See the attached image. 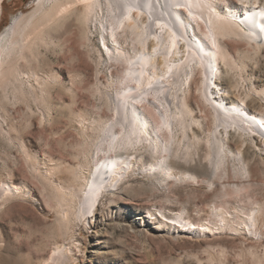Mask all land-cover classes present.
Instances as JSON below:
<instances>
[{"label": "rangeland", "instance_id": "obj_1", "mask_svg": "<svg viewBox=\"0 0 264 264\" xmlns=\"http://www.w3.org/2000/svg\"><path fill=\"white\" fill-rule=\"evenodd\" d=\"M4 1L0 4V42L7 36L16 17L22 13L30 14L36 7L35 0H6V6ZM218 8L225 11L220 4ZM76 14L48 27V35L53 41L50 44L39 43L35 46L36 56L28 51L29 59L20 61L31 76L33 69L43 78L42 85L44 80L47 81L48 89L43 97L42 85L33 77L29 79L28 75H22L19 77L21 81L14 85H33L40 96L39 102L28 96L16 100L12 91L14 86L6 90L0 85V127L3 128H0L3 130L0 131V185L11 182L23 191L0 200V264H47L58 247L66 246L70 250V259H66L64 264H264V235L256 236L247 228L239 233L216 229L214 233L188 234L185 233L188 230L183 228L177 231L172 222H166L157 214L164 207L167 213L169 210L183 212L186 218L201 219L206 221L204 223L216 222L212 208L223 202L234 213L228 214V218L242 222L240 219L246 216L234 208L241 204L238 201L252 205L255 198V202L264 206V136L257 133L254 138L247 135L246 142L243 140L245 143L232 136L230 143L235 152L241 148L253 177L247 179L244 175L240 180L215 178L212 185L202 181L204 178H200V184L180 181V168L173 171L174 175H178L177 179H166L162 169L156 174L148 171L146 167L153 159L146 157L149 151L141 147L139 162L135 160L129 173L115 180L105 191L97 211H89L82 220L73 217L70 227L66 231L62 229L60 214L51 194L55 188L61 189L62 185L76 186L73 174L81 164L88 163L89 167L81 172L85 193L92 186L109 149L107 142L103 141L105 134L101 133L100 137L94 135L98 132L86 122L94 124L96 120L101 122V118L107 121L111 116L107 105H104L105 99L102 100L96 91L103 88V91L110 90L115 96L116 76L120 69L112 62L104 45L103 38H106L107 45H113L103 29L106 18L97 24V28L92 25L91 32L87 34L80 14ZM83 35H88V41ZM225 44L237 58L241 52L248 54L244 59L246 67L242 76L247 81L240 74L225 72L224 86L221 85L219 90L222 93L229 88L232 95L241 99L250 94L245 100L249 109L255 113L264 112V101L251 92L252 89H264V47L256 52L247 42L237 39H228ZM101 54L103 58H100ZM0 58L1 62L5 58L4 53H0ZM193 80L191 78L188 83L190 88L187 85L191 90L190 104L196 118L204 122L207 134L211 128L210 118L206 116L209 113L197 98V81ZM2 132L7 133L4 135ZM152 135L158 139L156 129H153ZM83 148L86 154H82ZM125 150L133 152L134 148ZM206 153L202 143L198 160L204 162ZM29 159L40 168L41 173L35 172L28 163ZM242 165L232 161L231 170ZM235 184L245 186L242 200L240 197L239 200H232L231 187ZM224 190H228V196L224 195ZM74 201L70 207L76 213L81 205L78 199ZM261 214L257 226L264 233V211ZM73 219H77L76 222ZM100 241L104 243L99 244Z\"/></svg>", "mask_w": 264, "mask_h": 264}, {"label": "bare ground", "instance_id": "obj_2", "mask_svg": "<svg viewBox=\"0 0 264 264\" xmlns=\"http://www.w3.org/2000/svg\"><path fill=\"white\" fill-rule=\"evenodd\" d=\"M237 1L233 3L230 0H181L182 3L189 4L190 7L177 9L184 35L176 33L175 49H172L169 43L171 33L176 31L175 27L169 25L165 29L163 37L158 32H153L151 25L156 17L150 15L152 9L133 8L127 15H121L118 5L131 3L132 0H35L34 11L32 10L30 14L22 13L14 19L8 29L7 36L0 42V53L2 55L4 53L5 56L0 62V85L6 90L10 86H14L22 75H28L29 79L33 77L40 86L42 85L43 78L33 69L31 76L26 71L28 68L26 69L20 61L28 58V51L36 56V47L39 43L53 41L52 36L48 35V27L57 25L60 21H64L76 13L80 14L87 34L91 32L92 25L97 28V24H101L104 17L107 19L109 24L103 25V29L108 38L112 39L110 41H113V45H107L106 38H103L104 45L112 62L120 66L116 76L115 96L109 92L110 90H107L109 87L105 89L107 91H103V88L99 87L96 91L97 94L100 93L102 100L105 99L106 104L104 105H107L106 108L111 116L107 121H103L104 118H101L103 122H96L99 120L94 121V124L86 122L88 125L91 123L92 129H96L98 132L94 135L98 134L100 137L101 133L105 134L103 141L107 142L109 149L107 156L105 155L104 163L100 165L101 167L95 174L92 186L85 193V184L81 185L83 182L81 172L84 169L87 171L89 167L88 163L81 164L73 174V184H77L78 187H76L77 185H60L61 189L55 188V192L51 194V198L56 202L60 214L58 217L61 218L64 231L68 229L69 222L73 217L82 220L92 210L94 213L97 211L100 198L105 191L109 190L115 180L123 178L129 173L134 161L139 160L140 152L138 151L142 148L149 151L145 152L147 153L146 157L153 159L146 167L147 170L154 171L156 174L158 170L162 169L163 173L164 171L166 173L164 174L166 179L171 177L177 179L178 175L173 174L175 168L182 170L178 176L180 181L191 184H200L205 181L212 185L214 180L216 181L215 178H225L224 180L238 178L240 180L244 175H247L244 176L248 177L247 179L253 177V171L246 163L241 148L237 152L231 149V137H238L239 142H244L247 135H253V138L256 136L255 133L264 136V112L255 113L249 109L245 100L250 94H246V97L241 99L232 95L229 88L221 93L219 87L224 86L222 80L225 72L237 73L242 77L246 67L244 59L247 53L241 52L237 58L225 44L226 40L245 41L256 52L264 47V0ZM148 2L154 4L156 0H148ZM218 4L225 7V11H221ZM237 6H242V12ZM188 13L197 19L188 23L185 20ZM253 18L255 19L253 20ZM244 27H247L248 30ZM85 33L84 35H86ZM83 38L88 41L89 37L87 35ZM168 51L171 52V55L167 54ZM100 58H103L102 54ZM169 68L172 69L171 73L168 71ZM162 76L166 77L163 81H161ZM191 78H194L193 81H197L195 93H197L201 105L209 113L206 116L210 118L211 128L207 134L204 122L196 118L195 111L190 104L191 90L189 88L191 84L188 85V83ZM244 80L247 81L246 78ZM158 81L164 84L163 89L156 87ZM44 83L41 89L42 97L48 89L47 81L44 80ZM149 84L152 85L151 88L148 87ZM187 85L190 87L187 88ZM14 88L15 90L12 91H14L16 100L28 96L35 102H39L40 96L37 95L33 85L28 87L26 83H23L21 87L14 86ZM251 92L259 95L264 101V89H252ZM2 129L0 131H3ZM153 129L157 130V135L159 134L157 140L152 135ZM5 133L2 132L4 135ZM9 135L11 134L9 133ZM84 135H86L85 132ZM202 143L207 149L204 162L197 158ZM130 147L134 148L133 152L125 150ZM83 153H87L84 148ZM232 161L241 162L243 165L242 167H233L231 170ZM28 163L30 166L32 165L35 172L41 173L40 168L30 159ZM52 169L54 171V168ZM200 178L204 179L200 182ZM242 184H235L234 187H231L232 200L239 197L242 200L245 192V186ZM227 191L225 193L222 191L225 196H228ZM22 192L21 188L14 183L3 182L0 185V200L6 199L8 196L22 194ZM251 197L254 196L251 195ZM251 197L250 199H252ZM77 199L81 206L74 213L70 204ZM254 199H252V205L250 203L245 205L244 201L237 200L238 204H241L234 208L246 216L242 217L243 220L240 219L242 222L228 218V214L233 215L234 213L230 211L231 207L228 208L223 202L213 206L212 212L216 215L217 221H209L211 223H204L206 221L201 219L186 218L183 216V212L169 210L167 213L164 207L159 209L157 214L166 222H172L177 231L183 228L184 231L188 230L185 232L188 234L214 233L216 229L239 233L247 228L252 234L262 237L264 233L260 232L257 220L263 213L264 206L255 202ZM235 201L232 202L235 203ZM152 216L153 214H151ZM237 218L239 219V214ZM241 225H243L242 228ZM166 226L169 227L168 224ZM102 243L104 242H99V244ZM68 251L70 250L67 246L58 247L47 264L66 263V259L67 261L70 259ZM97 254L98 252L95 253V255Z\"/></svg>", "mask_w": 264, "mask_h": 264}, {"label": "snow or ice", "instance_id": "obj_3", "mask_svg": "<svg viewBox=\"0 0 264 264\" xmlns=\"http://www.w3.org/2000/svg\"><path fill=\"white\" fill-rule=\"evenodd\" d=\"M118 7H120L121 9V15H127L132 11L133 8L152 9V13H150V15H155L156 17L155 20L152 21V25H151L153 32H158L163 37L164 31L165 29L168 28L169 25H173L175 27L176 31L171 33V39L169 40L171 48L175 49L177 43L176 33L179 32L181 36L184 35V29L180 23V19L177 14V9L187 8L190 7V5L187 3H182L181 0H156L154 4L149 3L148 0H132L131 3H122L119 4ZM237 7L242 12V6H237ZM181 15H183V13H181ZM194 19L197 18L192 17L191 13H188L187 16H185V20L188 23H191V21ZM254 19L255 18H253V20ZM106 25H107V19H105L104 22V26ZM153 51H155V49H153ZM166 51H167V46H166ZM167 54L171 55V52L168 51ZM168 71L169 73H171L172 69L169 68ZM164 79H166V77L162 76L161 81H163ZM161 81L157 82L156 87L158 89L164 88V84ZM148 87L151 88L152 85L149 84Z\"/></svg>", "mask_w": 264, "mask_h": 264}, {"label": "trees", "instance_id": "obj_4", "mask_svg": "<svg viewBox=\"0 0 264 264\" xmlns=\"http://www.w3.org/2000/svg\"><path fill=\"white\" fill-rule=\"evenodd\" d=\"M3 5H5V6H6V0L3 2Z\"/></svg>", "mask_w": 264, "mask_h": 264}]
</instances>
